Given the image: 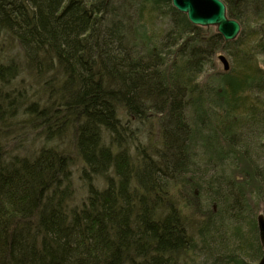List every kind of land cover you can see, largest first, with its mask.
<instances>
[{"label": "trees", "instance_id": "16d2710c", "mask_svg": "<svg viewBox=\"0 0 264 264\" xmlns=\"http://www.w3.org/2000/svg\"><path fill=\"white\" fill-rule=\"evenodd\" d=\"M222 1L233 41L171 0H0V264L259 262L264 0Z\"/></svg>", "mask_w": 264, "mask_h": 264}, {"label": "water", "instance_id": "95a60500", "mask_svg": "<svg viewBox=\"0 0 264 264\" xmlns=\"http://www.w3.org/2000/svg\"><path fill=\"white\" fill-rule=\"evenodd\" d=\"M172 6L180 13L186 15L188 21L199 27L214 26L216 32L225 41L234 40L240 31V24L226 15V7L222 0H171ZM225 69L228 62L222 58ZM264 232V222L260 220ZM257 264H264V255Z\"/></svg>", "mask_w": 264, "mask_h": 264}, {"label": "rangeland", "instance_id": "374dc122", "mask_svg": "<svg viewBox=\"0 0 264 264\" xmlns=\"http://www.w3.org/2000/svg\"><path fill=\"white\" fill-rule=\"evenodd\" d=\"M229 19H233V18H229ZM204 28H208L211 31L216 30V28L214 26L204 27ZM231 41H233V40H231ZM222 58L226 59L224 53L217 52L216 56H215V64H216V68L218 70H221V71L225 70L224 63L222 62ZM74 160H75V163L70 167V169H71V172H72V180H73L75 193H74V198H73L72 202H70V204H79L80 200L82 199V196H85V191H84V188L82 187V180L79 179V175H80V170H81L82 164L77 158H74ZM99 185L102 186V182H101V184L99 183ZM260 220L263 221L262 219H260Z\"/></svg>", "mask_w": 264, "mask_h": 264}]
</instances>
